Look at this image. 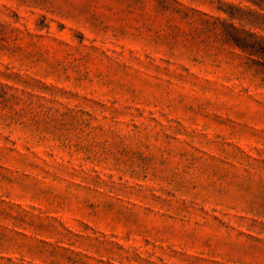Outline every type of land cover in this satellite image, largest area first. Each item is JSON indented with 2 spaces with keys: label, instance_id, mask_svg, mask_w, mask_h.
Instances as JSON below:
<instances>
[{
  "label": "rangeland",
  "instance_id": "rangeland-1",
  "mask_svg": "<svg viewBox=\"0 0 264 264\" xmlns=\"http://www.w3.org/2000/svg\"><path fill=\"white\" fill-rule=\"evenodd\" d=\"M0 264H264V0H0Z\"/></svg>",
  "mask_w": 264,
  "mask_h": 264
}]
</instances>
